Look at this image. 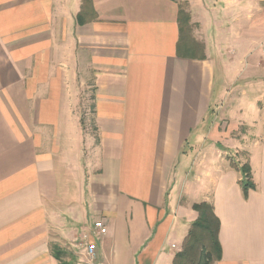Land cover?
I'll list each match as a JSON object with an SVG mask.
<instances>
[{"label": "crops", "instance_id": "0c3cea01", "mask_svg": "<svg viewBox=\"0 0 264 264\" xmlns=\"http://www.w3.org/2000/svg\"><path fill=\"white\" fill-rule=\"evenodd\" d=\"M91 6L78 23L82 0H0V264H60L52 245L172 264L203 201L213 264H264V0H187L204 59L176 54L177 0ZM233 83L244 117L220 131ZM226 149L246 155V196Z\"/></svg>", "mask_w": 264, "mask_h": 264}, {"label": "trees", "instance_id": "16d2710c", "mask_svg": "<svg viewBox=\"0 0 264 264\" xmlns=\"http://www.w3.org/2000/svg\"><path fill=\"white\" fill-rule=\"evenodd\" d=\"M85 10H92L91 0H82V10L77 15L78 23L85 21ZM92 18L95 13L92 11ZM189 21L188 13L182 7L178 11L179 39L176 54L179 57L191 59H204L203 47L200 43L185 37V28ZM200 51V54H197ZM235 168L241 173L239 184L244 196L249 189L254 188L251 180L250 168L247 164ZM192 209L197 212V218L192 222L183 241L182 248L175 253L172 264H213L221 257V248L218 241L219 219L208 202L192 204ZM52 253L59 259L57 246H52Z\"/></svg>", "mask_w": 264, "mask_h": 264}, {"label": "rangeland", "instance_id": "374dc122", "mask_svg": "<svg viewBox=\"0 0 264 264\" xmlns=\"http://www.w3.org/2000/svg\"><path fill=\"white\" fill-rule=\"evenodd\" d=\"M180 4V7L183 8V10L186 11V6H187V0H177ZM197 12L194 13L195 17L192 19L191 15H189V21L188 24L185 28V37L187 38V41L189 42L190 40H194L198 43H200L203 47V52H204V43L202 42V40L200 39L203 35L201 33V28H200V24L198 21H196L195 19H197ZM263 42V41H262ZM261 42V44H262ZM197 54H200V51H198ZM243 68H240L239 70H242ZM242 87L243 88V84L242 83H233V84H225L224 85V89H226L227 93V98L226 100H223V102H219L217 103L216 107H215V113H216V118L214 120V122L216 121L219 127V130L221 131L222 129H226L228 124L237 122L240 117H244V115H241L236 106L233 104V102L231 100H233V97L235 96V94L237 93V95H239V90L238 88ZM229 88V90H228ZM238 90V91H237ZM90 94L88 93V96ZM233 104V105H232ZM86 116L84 115L85 119H86V123L88 125V127H91L92 124L90 122V113H91V108L87 107L86 110ZM240 129V128H239ZM238 129V130H239ZM238 131H236L237 133ZM235 134V133H234ZM209 148H206V152L209 154L210 151ZM226 155L229 158H234V162L236 163V165H238L239 167L247 164L246 163V155L244 152H239L237 154H233L232 152H230L229 149L225 150ZM214 156V155H212ZM211 155H209L206 160L207 162H211L212 160L210 159ZM218 162H220L221 164H225L224 158L219 160ZM55 246V245H52ZM51 246V247H52ZM58 250H59V263L60 264H82V262H85V260L80 261V255L78 253V249L77 252H75L74 250H64L63 248H60L59 246H57ZM52 249V248H51ZM82 257V256H81ZM83 259V257H82Z\"/></svg>", "mask_w": 264, "mask_h": 264}, {"label": "built area", "instance_id": "2783aa9c", "mask_svg": "<svg viewBox=\"0 0 264 264\" xmlns=\"http://www.w3.org/2000/svg\"><path fill=\"white\" fill-rule=\"evenodd\" d=\"M261 48H262V51L264 52V42H262L261 44ZM93 234L94 235H102L105 233V226L104 224L101 222V221H97L94 223L93 225ZM85 254L88 256V257H92L95 253V244L94 242H91V241H88L86 244H85Z\"/></svg>", "mask_w": 264, "mask_h": 264}]
</instances>
